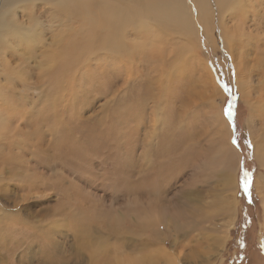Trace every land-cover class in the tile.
<instances>
[{
    "label": "rangeland",
    "instance_id": "1",
    "mask_svg": "<svg viewBox=\"0 0 264 264\" xmlns=\"http://www.w3.org/2000/svg\"><path fill=\"white\" fill-rule=\"evenodd\" d=\"M258 1L243 22L228 21L231 30L247 33L233 62L222 49L231 40H223L219 18L212 16L209 34L186 31L198 69L189 60L187 65L182 59L180 71L162 63V79L153 74V60L162 56L158 46L174 54L173 42L151 17L138 13L135 0L105 3L117 2L142 20L138 32L121 31V41L138 56L125 68L109 66L72 38L90 34L91 44L108 24L93 0L90 7L73 3L64 23L46 6L39 15L30 7L17 12L24 27L37 15L52 23L38 35L39 45L22 49L10 63L0 59V91L12 103L0 108V128L7 124L8 132L0 133V264H264V104L256 98L264 95L258 83L264 0ZM183 2L194 12L192 0ZM89 12L96 24L78 36L74 30L86 26ZM203 20L195 14L192 23L200 29ZM214 38L225 45L213 46ZM52 56L62 60L55 74L42 72ZM129 60L121 59L122 65ZM15 63L38 83L6 80ZM202 66L213 83L202 82ZM238 66L249 77L243 87L236 83ZM165 74L170 83L163 99L158 79ZM211 102L226 120L236 151L232 189L221 178L224 171L204 172L197 164L218 132L208 118ZM246 172L252 180L247 192ZM226 198L233 200V215L222 209Z\"/></svg>",
    "mask_w": 264,
    "mask_h": 264
},
{
    "label": "bare ground",
    "instance_id": "2",
    "mask_svg": "<svg viewBox=\"0 0 264 264\" xmlns=\"http://www.w3.org/2000/svg\"><path fill=\"white\" fill-rule=\"evenodd\" d=\"M78 1L79 0H0V59L1 58L7 59L9 60L10 63L12 62V60H14L15 56L22 55V49H26L27 47H30L33 44L39 45L41 43L37 39L38 35L39 34L43 35V33L47 31V27L52 23V22L50 23L44 22L43 17L38 16L41 13V9L44 6H46L47 8L50 7L52 10H56L58 12L60 18L59 22H63V21L68 22L70 19L68 18V10L73 8V3L78 5L77 3ZM81 1L87 2L88 4L90 0H81ZM93 1L94 4H98L99 6V9L98 8L97 9L99 15H101L102 17V20L108 19V24L104 26L103 31L98 33L96 32L97 35H94V40L91 42V44L90 42L87 41L88 38L90 37V34L82 39L72 34V38H74L76 43H83L84 45H86V47L89 48L90 54L98 53L102 58L106 59L107 64L111 67L113 65H119L121 68H125L126 64L132 66V62L134 60L133 56L136 54L131 53V51H129L128 46L123 43L124 40L123 42L121 41V39L123 38V37L121 38L122 35L121 31L125 27H128L138 32L142 27L141 26L142 20L137 21L136 16L141 14L144 17H151V19H153V24L155 25V28L158 31H160L164 36H166L169 41L173 42L172 45L174 48L173 51L174 54H172L170 51L169 52L167 51L168 49L158 46L159 49L158 53L162 54V56L160 55L159 58L156 56L154 58L155 60L151 59L153 60L154 63L157 64V67L156 69H154L155 71L153 72V74H155L159 79H162L161 70H160V65L162 63L170 64L171 71L174 70L175 68H177V70L179 69L180 71L181 68L180 63L181 64L185 63L184 61H182L183 59L186 60V63L189 60V62H191V64L195 66L196 69H198L199 67V66L197 67L198 62L194 58H192V53L195 52V44L191 40H189V38L186 36V31L190 29L195 34L199 33L201 35L203 32L209 34L210 32H212L213 27L210 25L208 19H210L212 16L219 18L217 25L219 29L222 30L223 40L226 38L231 40L226 42L225 45V43L223 44L220 38H218L219 42H216V39L214 38L212 44L213 46L216 47L218 45L220 46L225 45L224 48L222 47V49L227 50V53L229 55L228 60L229 62H233L236 57L235 56L236 48H239L241 49V51H243V48L246 43L245 39L247 37V33L245 30H243L241 33L238 34V32L233 31L234 29L231 30L232 27L230 29V26H228V21L231 20L234 22L236 20L239 21L241 20L243 22L245 20V15L247 14V12L251 10V6L255 5L254 3H256L257 5L255 6L258 7V5L260 4L258 0H211L210 3H208L206 0H192L194 2V7H195L194 9L195 13H194L186 9L183 0H135L134 3L137 5L136 9L139 10L138 11L139 14L136 15L130 12L129 10L127 11L124 8L120 9L117 2H116V7H114V5L113 7H109V6L105 7V3H107V1L109 0L107 1L93 0ZM88 6L90 7V4H88ZM26 7H30L31 10L35 12L34 14H38V15L36 17L35 23L24 27L22 24H20V22L16 19L15 16L18 14L17 13L18 11L23 14L24 13L23 10ZM195 14L197 15V17L204 19L201 23H199L200 29H196L194 24L192 23V21L195 19ZM143 16L141 17L143 18ZM45 21H49V20H45ZM89 24L93 28L96 24L95 22H92L90 17V12H89V16L86 19V26L74 30L75 33L78 36H81L87 30ZM257 29H255L256 33L259 35L261 32L257 31ZM237 30H239V28ZM220 34L221 33L219 31L215 37H219ZM240 34L241 36L237 40H234ZM210 37L211 39H213L212 36L209 35V38ZM56 43H59V39L56 40ZM165 53L167 54L166 56ZM119 57H122L121 59L123 58L125 59L126 57H128L130 60L128 61V63L124 62V64L122 65L121 59L119 61H115V59ZM165 58H167V60ZM172 58L174 60L172 61L168 60ZM51 59L53 61V64L52 62H50V64H48L42 72L50 73L53 70H56V66L62 61L61 58H59L58 56L57 57L52 56ZM156 60H158L160 64L157 63ZM187 65L189 64L187 63ZM238 65H241L243 67L242 59L240 60V64ZM241 66H238L237 70L235 71V77H236L237 85L243 87L245 83L249 81V77H246L244 75L245 68L243 70ZM11 68L12 69L10 71V74L6 75V80L15 83L14 85H16L17 82L23 85L30 80H34V84L38 83L33 76L29 77L30 75L29 70H27L25 66H22L21 64L16 65L15 63L11 65ZM202 68L204 71V76L206 75L205 76L206 79H204L202 82L205 83L206 80H208V82L210 81L211 83H213L212 77L208 69L204 66H202ZM53 72L55 74V71ZM250 73L251 72H249V74ZM44 76L45 73L41 75V77ZM167 76L168 74L167 75L165 74L163 80H159L158 78H156L158 79V82L161 84L163 88L162 97H164V92L168 88V84L170 83L168 79H165ZM127 79H129V76ZM258 83L262 86V90L264 92V71H262L261 75L258 76ZM256 98H258L257 103H260V105L264 104V95H263V99H261L260 97H256ZM163 99H165V97ZM211 103H212L211 106L208 107V118L210 120V124L212 128L218 130V132L214 134L213 138L212 137L209 138L208 143L204 149L202 158L197 164L200 165L201 169L204 172H217V171L219 172V170L224 171V175H222L221 178H223L226 188L232 189L234 185L233 175L235 170L231 171V169L235 165L234 158L236 155V151L230 142V132L226 120L222 116L219 108L215 105V103L213 102ZM9 104L12 103L10 102L8 95H4L3 90L0 91V108H3V106L7 107L9 106ZM2 123L3 121L0 123V126ZM6 125L0 128V133L2 135H6V133H8ZM223 126H225L226 129L225 134H223L220 131V129ZM210 139H212L213 141H210ZM260 157H261V161L259 160L260 163L264 164V155L262 154L260 155ZM232 197L230 196V199ZM228 198L225 199V202L223 201L222 209L224 210V212L227 213V215H233V210H234L233 200L232 202H230ZM194 210L199 212L197 209ZM151 219L152 220L156 219L155 212H151ZM230 225H228V227H230Z\"/></svg>",
    "mask_w": 264,
    "mask_h": 264
},
{
    "label": "snow or ice",
    "instance_id": "3",
    "mask_svg": "<svg viewBox=\"0 0 264 264\" xmlns=\"http://www.w3.org/2000/svg\"><path fill=\"white\" fill-rule=\"evenodd\" d=\"M226 115L231 118L233 113H232V108H231V104H229L228 106V109H227V112H226ZM251 183H252V180H251V176L249 173H245V179H244V183H243V188H244V191H248L250 186H251ZM251 202V201H249Z\"/></svg>",
    "mask_w": 264,
    "mask_h": 264
}]
</instances>
